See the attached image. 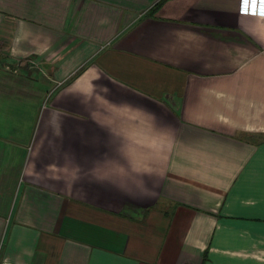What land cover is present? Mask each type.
I'll return each mask as SVG.
<instances>
[{
    "label": "crops",
    "instance_id": "0c3cea01",
    "mask_svg": "<svg viewBox=\"0 0 264 264\" xmlns=\"http://www.w3.org/2000/svg\"><path fill=\"white\" fill-rule=\"evenodd\" d=\"M242 3L0 0V264H264Z\"/></svg>",
    "mask_w": 264,
    "mask_h": 264
},
{
    "label": "snow or ice",
    "instance_id": "6c2138e0",
    "mask_svg": "<svg viewBox=\"0 0 264 264\" xmlns=\"http://www.w3.org/2000/svg\"><path fill=\"white\" fill-rule=\"evenodd\" d=\"M250 0H243L242 14H251L264 18V0H251V12H249Z\"/></svg>",
    "mask_w": 264,
    "mask_h": 264
}]
</instances>
